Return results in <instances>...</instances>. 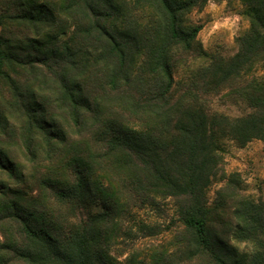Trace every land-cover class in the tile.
<instances>
[{"label":"trees","instance_id":"obj_1","mask_svg":"<svg viewBox=\"0 0 264 264\" xmlns=\"http://www.w3.org/2000/svg\"><path fill=\"white\" fill-rule=\"evenodd\" d=\"M209 1L0 0V264H165L112 251L169 199L189 260L264 264V202L238 173L208 198L225 141H264V0L229 59L187 23ZM223 92L250 112H211Z\"/></svg>","mask_w":264,"mask_h":264},{"label":"rangeland","instance_id":"obj_2","mask_svg":"<svg viewBox=\"0 0 264 264\" xmlns=\"http://www.w3.org/2000/svg\"><path fill=\"white\" fill-rule=\"evenodd\" d=\"M242 10L240 0H210L203 9L193 11L187 17V23L202 26L198 40L208 54L229 59L238 52L237 38L250 29V21L242 15ZM198 64L199 62L193 63V69ZM189 74L186 70L179 69L175 78L177 81H184ZM259 74H262L261 70ZM210 108L213 113L232 118L245 116L250 112L244 104L227 97L225 92L212 98ZM224 146L222 171L213 180L208 193L210 206L216 205L218 193L233 173L240 175L243 192L247 197L264 202V141L254 140L242 148L236 142L228 140ZM122 227V235L112 251L120 263L134 255L147 260L162 256L165 264H208L205 260H189L183 254L182 248L187 238L171 199L161 201L157 209L134 210L122 222Z\"/></svg>","mask_w":264,"mask_h":264}]
</instances>
